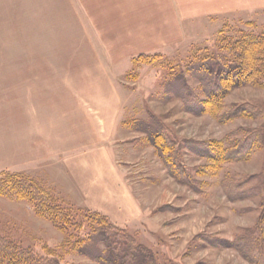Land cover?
Masks as SVG:
<instances>
[{"label": "rangeland", "instance_id": "obj_1", "mask_svg": "<svg viewBox=\"0 0 264 264\" xmlns=\"http://www.w3.org/2000/svg\"><path fill=\"white\" fill-rule=\"evenodd\" d=\"M43 4L44 0H0V68L52 66L60 46L53 49L51 37H45ZM195 26L191 41L148 52V59L132 62L121 79L123 119L149 120L153 115L166 124L177 142L180 171L167 168L144 132L127 128L115 145V162L124 166L117 177L96 171L78 173L76 178L56 163L36 177L75 207H88L90 197L113 222L151 248L161 264H253L231 241L249 232L257 237L264 233V143L240 160L219 164L191 143L230 146L248 128L264 131V82L233 85L215 108L201 81L187 68L198 66L205 51L223 57L224 38L240 37L241 31L262 34L264 7L246 16L218 17L210 24L198 21ZM178 73H184L195 94L188 102L192 108L180 97L184 87L176 79ZM242 103L258 105L263 115L224 116ZM118 176L123 184L118 185ZM0 232L39 252L55 248L62 264H99L65 245L64 232L26 200L1 196Z\"/></svg>", "mask_w": 264, "mask_h": 264}, {"label": "crops", "instance_id": "obj_2", "mask_svg": "<svg viewBox=\"0 0 264 264\" xmlns=\"http://www.w3.org/2000/svg\"><path fill=\"white\" fill-rule=\"evenodd\" d=\"M263 7L261 0H44L45 37L59 53L50 67L0 68V173L36 177L56 163L76 178L117 177L124 166L115 145L127 129L121 79L133 57L191 41L198 21ZM86 203L105 213L90 197Z\"/></svg>", "mask_w": 264, "mask_h": 264}, {"label": "trees", "instance_id": "obj_3", "mask_svg": "<svg viewBox=\"0 0 264 264\" xmlns=\"http://www.w3.org/2000/svg\"><path fill=\"white\" fill-rule=\"evenodd\" d=\"M239 33L240 37L222 39L220 46L226 53L223 57L216 58L213 51H205L202 56L198 54L201 56L198 66L189 65L187 68V72L192 71L201 81L209 105L215 108H220L224 95L233 85L240 83L257 85L264 82V32ZM148 54L140 53L133 57L132 62H145ZM233 71L235 72L232 74ZM176 76V79L181 81H179L181 87H184L180 97L186 106L192 108L188 102L195 100V94L185 82L184 73H178ZM251 112L256 116L263 115L258 105L242 103L233 105L224 116L232 117ZM123 123L128 129L146 134V139L158 148L159 155L166 162L168 169L173 172L180 169L176 154L177 142L170 136L166 124L153 115H150L149 120L128 118L124 119ZM247 130L244 137L230 146L222 144L204 146L202 142H192L191 145L196 150L203 151L205 155L214 157L218 164L228 160H240L256 145L264 143L263 128ZM0 195L10 200H26L38 215L64 232V244L67 243L78 255L99 264H161L155 252L125 226L116 224L102 211L88 207L78 208L64 201L39 178L28 173L1 172ZM231 243L253 264H264L262 250L264 233L259 237L253 232L242 234L235 237ZM0 264H62V262L55 248L46 247L44 252H39L0 232Z\"/></svg>", "mask_w": 264, "mask_h": 264}]
</instances>
